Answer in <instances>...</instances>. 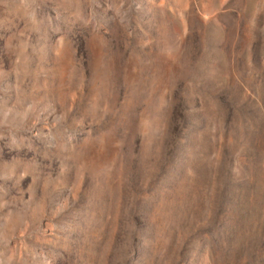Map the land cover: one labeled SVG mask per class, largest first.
<instances>
[{
	"label": "rangeland",
	"instance_id": "1",
	"mask_svg": "<svg viewBox=\"0 0 264 264\" xmlns=\"http://www.w3.org/2000/svg\"><path fill=\"white\" fill-rule=\"evenodd\" d=\"M264 264V0H0V264Z\"/></svg>",
	"mask_w": 264,
	"mask_h": 264
},
{
	"label": "trees",
	"instance_id": "2",
	"mask_svg": "<svg viewBox=\"0 0 264 264\" xmlns=\"http://www.w3.org/2000/svg\"><path fill=\"white\" fill-rule=\"evenodd\" d=\"M246 264H250V261H247Z\"/></svg>",
	"mask_w": 264,
	"mask_h": 264
}]
</instances>
